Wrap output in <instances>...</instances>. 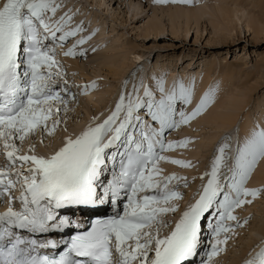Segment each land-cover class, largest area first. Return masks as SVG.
I'll return each mask as SVG.
<instances>
[{
  "label": "snow or ice",
  "instance_id": "6c2138e0",
  "mask_svg": "<svg viewBox=\"0 0 264 264\" xmlns=\"http://www.w3.org/2000/svg\"><path fill=\"white\" fill-rule=\"evenodd\" d=\"M60 7L56 0H5L0 5V146L8 160L6 168L0 166V203L17 183L22 188L18 197L22 208L16 210L9 206L0 212V264H185L197 255L202 218L214 209L219 220L212 226L216 239L204 261L209 264L222 250L220 245L227 243V236L223 240L219 237L232 230L226 222L237 220L233 214L235 209L251 203L247 197L254 198L264 192V188L246 187L259 160L264 158V127L255 131L239 148L232 174L225 178L227 190L220 180V168L229 145L219 147L211 172L205 174L211 178L199 199L182 213L174 230L161 237V228L168 226L162 216L176 212L179 205H170V202L182 199V194L169 189L168 185L173 179L186 178L173 173L158 179L162 172L158 164L161 160H171L191 166L190 161L161 154L187 146L190 140L166 141L162 137L166 130L188 124L205 111L215 100L216 88H210L188 113L177 112L176 101L180 99L190 104L194 83L185 87L181 81L178 92L174 89L158 101L151 88H145L144 96L148 98L145 100L134 86L135 95L122 94L106 120L95 127L89 125L75 139L68 137L55 154L47 158L21 154L17 141L22 143L40 130L54 132L61 123L55 117L67 111L65 96L76 98L67 80H63L64 86L60 88L58 78L65 73L55 58L56 49L44 44L49 34L52 40L63 43L84 30L82 25H77L65 31L72 20L67 14L53 25L47 14L54 16ZM57 33L62 34L58 36ZM89 39L91 36L82 37L64 55H84L86 50L77 53L76 47ZM163 83L159 82L161 92L164 91ZM95 87V81L84 85L83 94ZM145 107L152 121H159V128L139 115V110ZM109 133L112 135L105 140ZM117 144L122 150L111 153V179L102 183L100 178L108 162L106 150ZM117 156L120 157L119 171L115 170ZM17 163L20 168L13 173ZM26 164L29 166L25 168ZM13 175L15 179L11 178ZM127 190L130 194L122 215L96 220L91 230L64 241L65 248L59 253L39 252V249L59 248L58 241L26 239L16 231L48 233L61 230L71 221L66 216L61 218L57 210L73 205H102L115 201L121 191ZM148 190L157 191V194L139 195ZM114 253H118V261L114 260ZM245 264H264V248Z\"/></svg>",
  "mask_w": 264,
  "mask_h": 264
},
{
  "label": "rangeland",
  "instance_id": "374dc122",
  "mask_svg": "<svg viewBox=\"0 0 264 264\" xmlns=\"http://www.w3.org/2000/svg\"><path fill=\"white\" fill-rule=\"evenodd\" d=\"M198 1L179 2V0H176L174 2V0H167L164 3H157L156 0H61L59 3L61 7L57 13L69 12L68 16L72 17L71 22L66 25L67 29H74L77 25H82L84 30L77 34V41L82 37L91 36V39L80 45L88 50L84 55L78 54L79 57L64 55L66 50L64 53H60L57 58V60H60V67L65 73L62 78L68 81L70 91L75 94L76 98L66 97V100H68L67 111L61 112L60 115L55 117V119L61 120V123L54 132L37 131L38 134L35 133L34 136L27 137L20 146L29 151L31 149L30 152L33 154L44 156L67 137L85 130L89 124L101 119L106 112L110 113L112 103L116 101L117 93L122 88V81L126 79L125 77L130 70L138 67V65H141L144 71L139 72V77V74H137L134 82L131 80L132 85L128 87L129 83H126L125 89L128 90V93L127 91L126 93L135 95V86L140 98L146 100L148 98L144 96L145 88H151L156 101L167 94V91L165 92L166 88L163 92L160 91V81L169 80L170 78L172 84L188 78L192 80L200 75L206 77V69H210L212 65L211 86L217 83L224 70L233 69L231 71V75L234 77L231 92L236 93L237 90L244 87H255L252 92L253 99L246 109L241 112L245 116L242 117L241 115L237 126H233L231 132H226H230V134L236 132V155L232 157L229 163L226 160L224 161V163H228L229 175L232 174L231 170L235 167L238 150L243 146V138L240 134L242 122L248 115L252 123L256 124L261 115V110L264 109V0H242L241 6L245 10L241 11L239 15L240 18L243 17V20L235 24L237 29L231 37L223 32L222 27L226 23L222 24L221 21H218L216 17L218 12L215 16L205 15L208 17L204 16L199 28L193 24L188 34L181 31L178 34L179 36L172 35L169 30L170 9L185 6L196 9L202 6L213 8L217 4L215 0ZM223 3H227L226 0H221L220 4ZM250 17L254 18V23L257 25L254 29L257 32L256 34L248 28L247 20ZM154 18L163 24L166 32L160 35H148L145 28ZM232 23L234 24V22ZM70 24L74 25L71 26ZM96 32L101 34L99 38H95V35H98ZM77 50L79 51V48ZM136 54L141 55L143 58L141 60L136 59ZM102 55L115 58L109 64L113 65L114 61L120 62L125 66L127 65L128 68L130 67V69L127 68L124 76H121L122 78L113 75L109 64L105 63ZM139 70L141 69L137 71ZM93 81H95L96 87L94 89L89 88L87 94H83L84 83L90 85ZM141 83L143 86H141ZM207 89L208 87L204 89L203 93L207 92ZM202 97L203 95L196 103L192 99L185 110H188V113L194 110ZM177 100L182 102L180 99ZM177 104L180 103L177 102ZM215 108L216 104L211 103L193 121L183 124L179 132L178 141L188 139L190 143L187 146L176 147L171 152V158L190 161L191 166H182L173 163L171 160L168 163L170 165L160 164L158 166L162 172L169 170L170 174L174 173L178 177L187 178V175H189L190 179H194L193 182L187 184V190L184 192L182 199H175L170 202V205H179L178 216L183 206L191 200L196 186L201 181L202 176L200 173L207 170L211 151H214L216 146V150H218V147L222 145L221 139L223 136L217 138L221 133L219 132L220 129L213 123H203L204 114ZM218 110L220 111V109ZM121 115L123 116V113ZM176 119L179 120L178 115ZM48 123L49 128H51L52 121L50 120ZM214 135L215 139L211 140ZM173 140H177V137ZM213 141L214 145L211 147ZM262 159L259 160L254 171L259 168ZM252 176L246 187L264 188V183L257 187L251 186ZM247 199L251 200V203H245L239 208L237 224L233 226L229 232L230 234L226 235L228 237L227 243L221 244L222 250L209 264H245L244 259L247 258L250 252L255 256L259 252V245L264 248V234L260 231L264 223V192L254 198L249 196ZM162 218L168 223V226L161 228V237L167 236L169 227L173 228L176 212H169L163 215ZM245 221L247 222L245 223ZM223 239L224 237L221 238V240ZM251 240L254 242L249 246ZM251 258L248 257L247 259Z\"/></svg>",
  "mask_w": 264,
  "mask_h": 264
},
{
  "label": "bare ground",
  "instance_id": "6f19581e",
  "mask_svg": "<svg viewBox=\"0 0 264 264\" xmlns=\"http://www.w3.org/2000/svg\"><path fill=\"white\" fill-rule=\"evenodd\" d=\"M199 1H201V0H199ZM217 1L221 2V0H215V2L217 4L215 3L216 6L213 7L214 9L212 7H207V6L206 7L202 6V7H199L198 9L190 7V6L189 7L185 6L183 8L177 7L175 9H173V8L170 9V11H169L170 12V14H169L170 29L169 30H170L171 34L175 35V36H179L178 34H180L181 31H185V33L188 34V32L191 30V26L193 24H195L199 28V25L202 22L205 15L215 16V14L218 12V14L216 15V17L218 18V21H221L222 24L226 23V25H224L222 27L223 32L228 37H231L232 34H235L234 31L237 29V27H236L237 25H235V24H237L238 22L243 20V17L240 18V15H239L241 11L243 12V10H245V8L243 6H241L242 0H226V2L228 4L227 3L220 4V2H217ZM190 2H191V0H190ZM240 7H241V10H240ZM232 8H235V9L233 10ZM246 16H244V17H246ZM205 17H208V16H205ZM162 22H163V20H162ZM232 22H234V24ZM148 24L149 25L145 28L148 35H150V34L160 35L161 33L166 32V30H164L165 27H163V24L161 22H159V20H156V18H154ZM247 24H248L249 30H253V33L256 34L257 32L254 29L256 28L257 25H255V23H254V18L250 17L249 20H247ZM66 29H67V27H66ZM96 33L98 35H95V38L96 37L99 38L101 34H99L98 32H96ZM142 58L143 57L141 55L136 54V59L141 60ZM114 59L115 58L113 56H105V55L103 56V60H105L106 64H109V62L114 60ZM109 67L111 69L110 70L111 73H113V75H115L117 77H121L122 75L124 76V74L126 73V70L128 68L127 65L125 66L124 64H121L120 62L118 63L115 61H114L113 65L109 64ZM128 69H130V67ZM138 69L142 70V67H139ZM132 70H130V71H132ZM141 70L137 71V74H139V72L142 73L144 71V70H142V71ZM212 70H213V66L211 65L210 69H208V70L206 69L207 72L205 71L207 73L206 77L203 75H200V76L195 77L192 80H191V78H188L182 82L184 83L185 87H191L194 83V89L195 90H194V96L192 99H194L195 103H196V101H198V99L202 95L204 96V94L206 93V92L203 93L205 88L208 87L207 90H209L210 88H216L215 100L213 102L216 104V108L212 111H208L207 114H204L203 123L215 124L220 129L219 132H221V133H219L217 138H219V137L221 138L223 136L221 139V141H222L231 132L232 127L237 126L238 119L243 114L241 112L246 109V107L250 104V101L253 99L252 92L254 91L255 87H253V86H250L249 88L244 87L243 89L237 90L236 93L231 92V87L233 86L232 79L234 78L231 75V71L233 69L232 70L231 69L224 70L223 73L221 72L222 75L218 79L217 83L216 84L213 83L215 85L211 86V84H212L211 83V76H212V72H213ZM240 73H242V72H240ZM203 74H204V72H203ZM139 76H140V74L138 75V77ZM171 77H173V76H171ZM126 79H129L128 81H130V83H131V80H132L131 78L126 77ZM163 81H164L163 86H164V88H166L165 92L167 91L166 92L167 94L172 92L174 89L177 90V92L179 91L180 82L179 83L173 82L171 84L172 80L170 81V78H169V80H163ZM239 82H240V80H239ZM170 84H171V86H170ZM195 86H196V88H195ZM168 87H170V88H168ZM119 96H120V94H118V96L116 97V101L118 100ZM116 101H114L112 103L113 104L112 109L114 106H116ZM218 109H220V111ZM185 111L188 112V110H185ZM244 116L245 115H242V117H244ZM261 127H264V109L261 110V115H260L259 120L257 121L256 124L252 123V120L249 118L248 115H246V119H244V121L242 122L241 130H240L241 131L240 134L243 138L242 145H244V143L252 136V134L255 131L259 130ZM227 131H230V132L226 133ZM235 133H233L234 135L230 134V135H232L233 139L231 137L224 139L223 145L225 143L231 141V139H232V142L234 144V139H236ZM212 139H215V135L211 138V140ZM213 145H214V141L211 144V147ZM220 146H222V145H220ZM219 147H218V149H219ZM227 149H229V148H227ZM215 151H217V153L219 152L216 149H215ZM262 160L263 161H261L260 166H258L259 168L256 171H254L253 174H251V175H253L251 178L252 182L250 183L251 186L257 187L259 185H263V183H264V159H262ZM251 188H253V187H251ZM92 213H94V212H92L91 210H87L85 212H81L78 217H79V219L83 220L86 216H89ZM260 231L262 234H264V223H263V226L260 228ZM252 242H254V241L251 240V242L248 245L250 246L252 244Z\"/></svg>",
  "mask_w": 264,
  "mask_h": 264
}]
</instances>
